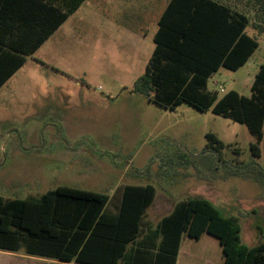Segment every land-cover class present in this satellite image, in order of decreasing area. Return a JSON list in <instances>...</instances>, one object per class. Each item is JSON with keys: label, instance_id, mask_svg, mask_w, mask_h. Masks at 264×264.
I'll list each match as a JSON object with an SVG mask.
<instances>
[{"label": "rangeland", "instance_id": "rangeland-1", "mask_svg": "<svg viewBox=\"0 0 264 264\" xmlns=\"http://www.w3.org/2000/svg\"><path fill=\"white\" fill-rule=\"evenodd\" d=\"M169 1L86 0L1 88L0 197L39 198L68 186L108 195L107 212L115 213L124 186L152 185L151 228L177 202L201 197L237 216L243 242L257 246L264 243V138L254 157L246 125L187 103L166 109L134 92ZM257 39L244 67L210 78L219 98L251 96L264 63V35ZM208 134L224 148L210 145ZM47 261L0 251V264ZM177 264H225L223 248L212 235H184Z\"/></svg>", "mask_w": 264, "mask_h": 264}, {"label": "trees", "instance_id": "trees-1", "mask_svg": "<svg viewBox=\"0 0 264 264\" xmlns=\"http://www.w3.org/2000/svg\"><path fill=\"white\" fill-rule=\"evenodd\" d=\"M86 0H0V86L32 56ZM264 35V0H170L158 21L155 49L134 92L174 110L187 103L244 124L255 137L254 157L264 138V63L251 96L236 91L219 98L208 89L222 68L238 71L259 48ZM1 50V48H0ZM210 145L224 144L208 134ZM264 176V172L259 173ZM152 185L123 188L115 213L111 197L60 186L39 198L0 197V251L74 264H177L184 235L217 238L225 264H264V243L243 242L240 219L211 201L189 198L151 228L147 210L156 199Z\"/></svg>", "mask_w": 264, "mask_h": 264}, {"label": "crops", "instance_id": "crops-1", "mask_svg": "<svg viewBox=\"0 0 264 264\" xmlns=\"http://www.w3.org/2000/svg\"><path fill=\"white\" fill-rule=\"evenodd\" d=\"M82 7V6H81ZM162 15V14H161ZM68 21V20H67ZM66 21V22H67ZM65 22V23H66ZM64 23V24H65ZM63 24V25H64ZM63 25L42 45V46H40V48H38V50L32 55V56H30V57H27L26 58V61H25V64L21 67V68H19L2 86H0V90H1V88H3L25 65H26V63H27V60H28V58H32L33 56H35V54H37L38 53V51L63 27ZM1 34V33H0ZM16 35L15 34H13L12 36H8V37H3V36H1L0 35V38L2 39V40H6V39H11V40H16V37H15ZM0 48H1V50H0V56H2V55H5V52H6V48L5 47H3V46H0ZM127 186V185H126ZM135 186V185H134ZM136 186H143V185H136ZM125 187V186H124ZM181 249V248H180ZM32 257H34V256H32ZM36 258H40V257H36ZM43 259H45V258H43ZM48 261H47V263H49V262H53L52 264H57V262L59 263V261H55V260H50V259H47ZM60 263H63V262H60ZM64 264H74V263H64Z\"/></svg>", "mask_w": 264, "mask_h": 264}, {"label": "built area", "instance_id": "built-area-1", "mask_svg": "<svg viewBox=\"0 0 264 264\" xmlns=\"http://www.w3.org/2000/svg\"><path fill=\"white\" fill-rule=\"evenodd\" d=\"M221 91L223 92V89Z\"/></svg>", "mask_w": 264, "mask_h": 264}]
</instances>
